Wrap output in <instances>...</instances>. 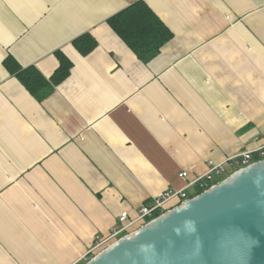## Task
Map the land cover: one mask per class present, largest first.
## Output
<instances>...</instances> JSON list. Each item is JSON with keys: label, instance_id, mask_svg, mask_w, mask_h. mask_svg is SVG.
I'll list each match as a JSON object with an SVG mask.
<instances>
[{"label": "crops", "instance_id": "obj_1", "mask_svg": "<svg viewBox=\"0 0 264 264\" xmlns=\"http://www.w3.org/2000/svg\"><path fill=\"white\" fill-rule=\"evenodd\" d=\"M135 1L0 0V264H82L122 211L264 144V0H144L173 33L147 63L107 24ZM57 50L42 102L2 64L49 77Z\"/></svg>", "mask_w": 264, "mask_h": 264}, {"label": "water", "instance_id": "obj_2", "mask_svg": "<svg viewBox=\"0 0 264 264\" xmlns=\"http://www.w3.org/2000/svg\"><path fill=\"white\" fill-rule=\"evenodd\" d=\"M83 264H264V158L116 239Z\"/></svg>", "mask_w": 264, "mask_h": 264}, {"label": "trees", "instance_id": "obj_3", "mask_svg": "<svg viewBox=\"0 0 264 264\" xmlns=\"http://www.w3.org/2000/svg\"><path fill=\"white\" fill-rule=\"evenodd\" d=\"M107 24L138 59L145 63L156 56L161 47L173 37L172 31L144 0L135 1L118 11L107 19ZM72 45L81 55L85 56L96 47L97 41L91 34L84 33L74 38ZM55 56L58 60V66L49 77L44 76L32 65L21 66L11 55L6 56L2 64L34 99L42 102L54 91L55 86L70 74L72 67L70 59L59 50L55 51ZM262 158L264 157L257 154L253 155L255 161ZM219 181L213 178L205 180L203 184L196 183L195 185L198 192L201 193ZM157 215L159 212L155 214V217Z\"/></svg>", "mask_w": 264, "mask_h": 264}, {"label": "built area", "instance_id": "obj_4", "mask_svg": "<svg viewBox=\"0 0 264 264\" xmlns=\"http://www.w3.org/2000/svg\"><path fill=\"white\" fill-rule=\"evenodd\" d=\"M254 154L264 157V144L259 145L253 149H246L244 151L236 153L235 155L228 157L221 163H213V161H208V169L206 173L188 181L183 188L177 191L167 190L160 193L157 197L152 199L150 203H144L143 205H141L134 216H130L127 211H122L118 217V224H116L110 235L106 239H102L98 243H96L93 249L99 248L106 243H112L116 239L120 238L121 234L128 232L131 228L138 225L142 226L148 221L155 218V214H157L158 212L159 214H161L162 212L166 211V204L169 200L176 198L183 201L184 199H186V191L191 185L196 183L203 184L205 180L213 179L214 174L223 173L227 168L236 167L237 170L253 163L255 161L253 160ZM179 177L187 178V173L181 172L179 173Z\"/></svg>", "mask_w": 264, "mask_h": 264}, {"label": "rangeland", "instance_id": "obj_5", "mask_svg": "<svg viewBox=\"0 0 264 264\" xmlns=\"http://www.w3.org/2000/svg\"><path fill=\"white\" fill-rule=\"evenodd\" d=\"M189 198H191V197H189ZM189 198L186 197V199H189ZM186 199H184V200H186ZM184 200H183V201H184ZM164 212H165V211H164ZM162 213H163V212H162ZM162 213H161V214H162ZM159 215H160V214H159ZM98 242H99V240H98ZM98 242H97V243H98ZM109 244H111V243H106L105 245H102L99 249H98V248H96V249H93V248H92V249H91V252H93V254H91L90 251H89V252L87 253V255L84 257V258H85V262H86L87 260H89L91 257H93L95 254H97L99 251H101L102 249H104V248H105L106 246H108ZM90 254H91V255H90ZM89 255H90V256H89ZM85 262H84V263H85ZM82 264H83V263H82Z\"/></svg>", "mask_w": 264, "mask_h": 264}]
</instances>
